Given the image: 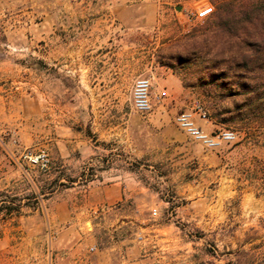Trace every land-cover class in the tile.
<instances>
[{
    "label": "rangeland",
    "instance_id": "rangeland-1",
    "mask_svg": "<svg viewBox=\"0 0 264 264\" xmlns=\"http://www.w3.org/2000/svg\"><path fill=\"white\" fill-rule=\"evenodd\" d=\"M54 1L4 0L0 7V75L8 78L0 83V264H264V117L252 113L253 106L264 109V66L237 65L242 50L215 17V0H138L141 17L154 14V2L158 8L150 37L136 44L142 70L148 62L171 70L206 121L218 124L214 132L232 130L235 141L209 150L187 136V151L171 152L158 129L147 128L135 163L140 214L76 215L69 234L54 226L62 198L70 196L77 209L90 205L89 182L105 166L101 154L74 144L63 156L53 124L45 126L38 113L43 97L52 96L40 76L43 67L52 75L53 18L74 12ZM205 3L213 13L190 20ZM176 126L182 131L177 119ZM218 151L220 161L207 157Z\"/></svg>",
    "mask_w": 264,
    "mask_h": 264
},
{
    "label": "crops",
    "instance_id": "crops-1",
    "mask_svg": "<svg viewBox=\"0 0 264 264\" xmlns=\"http://www.w3.org/2000/svg\"><path fill=\"white\" fill-rule=\"evenodd\" d=\"M3 2L0 0V7ZM154 3L156 10L158 5ZM67 4L74 12L68 17L53 18L52 75L51 78L45 75L50 69L43 67L40 76V82L52 84V96L43 97L38 113L45 126L50 121L53 124L54 140L64 146L60 148L63 156L67 145L74 144L83 153L101 154V162L105 165L100 179L96 176L89 182L87 200L90 205L87 208H74L70 196L55 205L52 211L54 226L64 225L63 231L69 234L75 225L72 218L76 215L117 213L126 220L140 214L141 180L135 175V163H139L144 153L142 131L157 128L159 133L157 130L156 133L168 150L187 151L188 135L177 128L176 119L180 110L195 108L198 100L171 70L153 62L147 63L150 65L148 71L147 67L142 70L136 41L142 35L150 37L149 30L157 21L155 10L154 14L146 13L141 17L136 11L141 6L138 0L68 3L56 0L53 3L58 9ZM45 23L43 21L42 25ZM42 39L45 41V37ZM147 72L151 73L158 93L165 96L150 115L144 116L133 109L131 92L135 80ZM7 81L2 73L0 83ZM2 121L5 119L0 116ZM196 121L208 133L219 128L214 120L206 121L197 116ZM223 156V151L207 153L214 162ZM216 165L222 166L220 162ZM97 183L101 186L97 187Z\"/></svg>",
    "mask_w": 264,
    "mask_h": 264
},
{
    "label": "trees",
    "instance_id": "trees-1",
    "mask_svg": "<svg viewBox=\"0 0 264 264\" xmlns=\"http://www.w3.org/2000/svg\"><path fill=\"white\" fill-rule=\"evenodd\" d=\"M215 3V17L222 21L226 34L237 39V49L242 50L235 60L237 65L245 70L264 66V0H215ZM244 49H249L253 57L245 54ZM252 110L255 118L264 117L263 107L253 106Z\"/></svg>",
    "mask_w": 264,
    "mask_h": 264
},
{
    "label": "built area",
    "instance_id": "built-area-1",
    "mask_svg": "<svg viewBox=\"0 0 264 264\" xmlns=\"http://www.w3.org/2000/svg\"><path fill=\"white\" fill-rule=\"evenodd\" d=\"M213 13V6L205 3L188 14L192 21L207 18ZM164 94L153 92V82L151 77H139L135 80L132 90V107L140 114H150L155 105L160 103ZM199 116L203 120H208L207 114L201 106L196 105L194 109L182 112L177 117L179 128L184 131L193 141L201 144L209 150H216L224 143L235 141L236 133L232 130H219L208 133L204 131L196 121ZM157 210H153V215H157Z\"/></svg>",
    "mask_w": 264,
    "mask_h": 264
},
{
    "label": "water",
    "instance_id": "water-1",
    "mask_svg": "<svg viewBox=\"0 0 264 264\" xmlns=\"http://www.w3.org/2000/svg\"><path fill=\"white\" fill-rule=\"evenodd\" d=\"M180 9H181L180 7L177 8V10H180Z\"/></svg>",
    "mask_w": 264,
    "mask_h": 264
}]
</instances>
